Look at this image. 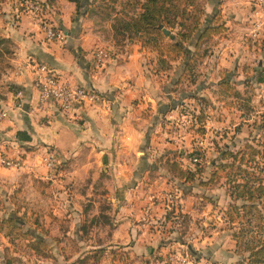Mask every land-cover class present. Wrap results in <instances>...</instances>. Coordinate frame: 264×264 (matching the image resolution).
Wrapping results in <instances>:
<instances>
[{"label": "crops", "instance_id": "obj_1", "mask_svg": "<svg viewBox=\"0 0 264 264\" xmlns=\"http://www.w3.org/2000/svg\"><path fill=\"white\" fill-rule=\"evenodd\" d=\"M97 1L54 0L45 14L31 11L29 0H0V37L14 45L0 78V108L8 113L0 130L8 156L25 159L18 170L0 165V189L20 194L21 212L8 218H17L26 237L20 245L32 255L17 258L77 264L102 251L99 264H153L169 249L187 252L190 245L197 264H238L233 233L240 226L228 223L226 214L231 204L244 202L231 199V187L246 182L243 172H264V40L252 37L264 18V0H207L202 27L220 30L188 48L207 53L186 87L207 101L206 108L195 99L171 102L177 94L168 85L182 75L180 60L158 71L157 54L138 41L115 46L111 24L90 15ZM43 19L61 40L48 39ZM100 47L110 57L95 71L91 56ZM35 63L71 86L95 91L102 103L68 116L54 107L37 113ZM200 111L202 123L195 118ZM46 150L59 163L50 180L41 164ZM195 153L198 165L189 160ZM170 165L194 174V181L177 178ZM169 192L178 196L176 209L166 205ZM0 237L2 264L14 246L5 230ZM252 237L264 234L257 228Z\"/></svg>", "mask_w": 264, "mask_h": 264}, {"label": "trees", "instance_id": "obj_2", "mask_svg": "<svg viewBox=\"0 0 264 264\" xmlns=\"http://www.w3.org/2000/svg\"><path fill=\"white\" fill-rule=\"evenodd\" d=\"M32 1L38 2L41 11L46 14L52 9L51 4L54 0ZM99 2L110 7L111 11L115 9L116 5L121 6V10L118 15H114L111 24L115 46H122L125 42H131L134 38H137L135 40L143 48L157 54L156 69L158 71L170 70L171 63L180 60L183 67L182 75L179 79H176V76L172 77L168 85V87H172L171 91L177 94L176 99L171 102L183 106V100L188 98L195 99L203 104L205 108L207 107L206 100L194 96L193 92L186 89L188 85L190 86L195 81L194 70L197 61L206 55L207 50L191 54L188 48L194 40H198L197 43L206 42L212 35L219 32L220 27H202L205 11L203 7L197 4V0H124L121 2L119 0H99ZM45 21L43 19V26L47 25ZM161 28L169 31L167 39L170 40V43L164 46L165 50L157 49L159 46L157 45L159 44L158 41L166 38ZM171 36H173V40L170 39ZM164 51H167V54L163 53ZM13 54V43L0 37V78L4 68L8 66V59ZM185 83L187 85H184ZM185 109H187L186 106ZM195 118L197 122L202 123L204 113L200 111ZM195 155L200 159L201 155L199 153H195ZM225 155L233 159V164L236 162L241 163L232 154L226 153ZM252 162L255 168L257 162ZM194 165H198V163ZM170 171L175 173V176L179 179L187 181H194L195 179L194 174L179 170L176 165H170ZM255 173L251 175L243 172L246 182L231 187V199L235 202L237 200L244 202L242 205L231 204L229 212L226 214L228 223L232 224L234 222L240 226L239 231L233 233V238L237 242L238 250H240L239 255L242 258L238 264H264V237L259 240L252 237L254 229L257 228L264 234V185H262L264 183V172L259 167ZM6 223H14V220L11 218L0 220V225ZM242 225H245V227H242ZM31 245H33V250H36L35 253L38 254V245L34 243ZM102 256V251L94 252L92 255L79 259L77 264H99ZM194 261L197 262L196 259ZM13 262L15 260L8 255L4 256L3 264H13Z\"/></svg>", "mask_w": 264, "mask_h": 264}, {"label": "built area", "instance_id": "obj_3", "mask_svg": "<svg viewBox=\"0 0 264 264\" xmlns=\"http://www.w3.org/2000/svg\"><path fill=\"white\" fill-rule=\"evenodd\" d=\"M30 10L34 13H40L41 8L38 4L29 3ZM48 39L61 40L63 35L61 32L52 29L48 25L43 26ZM259 37L264 40V18L256 24L252 37ZM91 67L95 71L101 70L109 60V55L106 51L97 49L93 51L91 56ZM34 84L38 91V96L35 104L37 113L44 112L47 108L54 107L55 110L68 116L74 109L82 108L85 105H93L103 101L102 97L90 89L80 86H71L66 81H63L56 73H54L45 63H35L33 67ZM17 96H21L18 92ZM7 111L0 108V125L7 119ZM7 141L3 139L0 130V165L8 169H21L25 167V159L21 156L9 157L6 149ZM192 164L199 163V158L192 155L189 158ZM41 164L47 171V179H52L58 171L57 156L53 151H44ZM164 200L169 208H174L179 205L178 196L173 192L166 193ZM153 264H197L194 259L185 251L179 248H171L166 254L157 256L153 260Z\"/></svg>", "mask_w": 264, "mask_h": 264}, {"label": "rangeland", "instance_id": "obj_4", "mask_svg": "<svg viewBox=\"0 0 264 264\" xmlns=\"http://www.w3.org/2000/svg\"><path fill=\"white\" fill-rule=\"evenodd\" d=\"M119 1L121 2L124 0H119ZM197 1H198L197 4L201 7H203V9L205 11V8L207 6V0H197ZM29 3H33V1L29 0ZM36 3L38 4V2H36ZM110 9H111L110 7L104 6L99 1H97L96 4L94 5V9L92 10L93 12L90 15L95 17L96 20H99L101 22L105 21V22H109V24H112L114 15L115 14L118 15L119 11L121 10V6L116 5L115 9L113 11H111ZM117 17H121V16H117ZM45 22L48 26H50V22L48 20H46ZM112 38H113V33H112ZM135 39L137 40V38H134L133 40H135ZM112 41L114 42L113 39H112ZM158 43L159 44H157V45H159V46L157 49L158 50H165L164 46L168 45V43H170V40L165 38L161 41L159 40ZM98 49L106 51V53L109 55V52L106 50L107 48L100 47ZM96 50L97 49H95L94 51H96ZM163 53L167 54V51H164ZM109 57H110V55H109ZM44 188H45V191H44L45 195H48L49 194V188H46V187H44ZM16 190H17V188H15L14 191L9 192L6 189H2V190L0 189V217L5 216L7 219L11 214L14 215V217H18L19 212H21V210L19 211L18 205H23V204H18V197L20 194H18V192L16 193ZM26 197H27V203H28V210H30L31 212H34V210L32 211V209L36 208L35 200H34L35 199L34 194L31 191H28L26 193ZM13 220H14V223H6L5 225H3V224L0 225V230H5V233L7 235V239L11 243V246H14V249L11 247L10 250H8V254H7L10 258L15 260V262H13V264H23L21 257L26 254L27 257L30 258L29 256L31 255V253L27 252V250L24 251L25 249L21 247L20 243H24L25 240L23 238H26V237H25V235H22L23 229L21 227L17 226V221H18L17 218L13 219ZM0 239H1V237H0ZM0 251H1L0 255L3 254L2 251H4V250H2V248H0ZM4 254H5V252H4ZM5 255H3V258ZM17 255H19L21 257L20 258L18 257L19 258L18 259Z\"/></svg>", "mask_w": 264, "mask_h": 264}, {"label": "water", "instance_id": "obj_5", "mask_svg": "<svg viewBox=\"0 0 264 264\" xmlns=\"http://www.w3.org/2000/svg\"><path fill=\"white\" fill-rule=\"evenodd\" d=\"M161 30H162V33H163V35H164V37H168L169 36V31H167L166 29H163V28H161ZM170 39L171 40H173L174 38H173V36H171L170 37ZM186 250H187V252L189 253V255L192 257H196L195 255V252L192 250V248H191V246L190 245H187L186 246Z\"/></svg>", "mask_w": 264, "mask_h": 264}]
</instances>
